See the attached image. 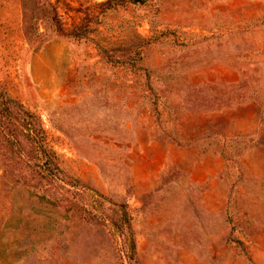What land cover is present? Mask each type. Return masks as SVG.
I'll return each mask as SVG.
<instances>
[{
    "label": "rangeland",
    "instance_id": "1",
    "mask_svg": "<svg viewBox=\"0 0 264 264\" xmlns=\"http://www.w3.org/2000/svg\"><path fill=\"white\" fill-rule=\"evenodd\" d=\"M0 264H264V0H0Z\"/></svg>",
    "mask_w": 264,
    "mask_h": 264
}]
</instances>
